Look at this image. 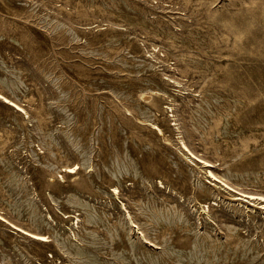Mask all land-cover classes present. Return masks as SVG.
<instances>
[{
    "label": "rangeland",
    "instance_id": "rangeland-1",
    "mask_svg": "<svg viewBox=\"0 0 264 264\" xmlns=\"http://www.w3.org/2000/svg\"><path fill=\"white\" fill-rule=\"evenodd\" d=\"M0 94V264H264V0H0Z\"/></svg>",
    "mask_w": 264,
    "mask_h": 264
},
{
    "label": "bare ground",
    "instance_id": "bare-ground-1",
    "mask_svg": "<svg viewBox=\"0 0 264 264\" xmlns=\"http://www.w3.org/2000/svg\"><path fill=\"white\" fill-rule=\"evenodd\" d=\"M0 99L2 100V102L8 104L9 106H12L13 108H15L18 111H23L17 104H15L14 102H12L11 100H9L8 98L4 97L3 95L0 94ZM158 129V128H157ZM158 131H160L158 129ZM184 147V146H183ZM205 163V162H204ZM206 165H209L208 163H206ZM71 170V169H70ZM73 170V168H72ZM70 172V171H69ZM208 172V171H207ZM210 176L215 177L214 174L212 172L209 171ZM216 179V178H215ZM114 191H116V189H114ZM116 193V192H115ZM244 197L248 198V199H258V200H263L262 197H258V196H253V195H244ZM242 198V197H241ZM235 200V199H234ZM0 219L4 221V219L0 216ZM21 230V229H20ZM29 236H31L32 238L38 240V241H45V237L46 236H41V235H37V234H30L28 233ZM210 260V259H209ZM206 261V260H205ZM204 261V262H205Z\"/></svg>",
    "mask_w": 264,
    "mask_h": 264
}]
</instances>
